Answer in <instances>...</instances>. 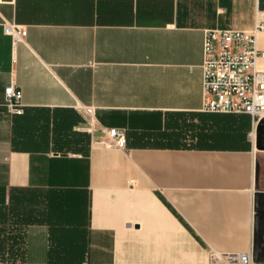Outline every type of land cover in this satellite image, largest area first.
Here are the masks:
<instances>
[{
  "label": "crops",
  "instance_id": "crops-1",
  "mask_svg": "<svg viewBox=\"0 0 264 264\" xmlns=\"http://www.w3.org/2000/svg\"><path fill=\"white\" fill-rule=\"evenodd\" d=\"M257 11L264 0H0V207L27 220L21 263L49 264L65 233L82 264H264V118L201 110L204 30L250 29ZM13 227L0 219V245Z\"/></svg>",
  "mask_w": 264,
  "mask_h": 264
},
{
  "label": "built area",
  "instance_id": "built-area-1",
  "mask_svg": "<svg viewBox=\"0 0 264 264\" xmlns=\"http://www.w3.org/2000/svg\"><path fill=\"white\" fill-rule=\"evenodd\" d=\"M3 31L13 40L21 39L25 30L4 23ZM264 31V15L257 11L250 29H205L202 39V103L206 112L245 113L253 124L264 118V49L258 47L259 32ZM9 108L21 112V89L14 83L4 87ZM111 144L124 147L123 131L109 128ZM226 264H251L250 253L228 254Z\"/></svg>",
  "mask_w": 264,
  "mask_h": 264
},
{
  "label": "trees",
  "instance_id": "trees-1",
  "mask_svg": "<svg viewBox=\"0 0 264 264\" xmlns=\"http://www.w3.org/2000/svg\"><path fill=\"white\" fill-rule=\"evenodd\" d=\"M8 217L9 219L11 217L16 227L14 226L13 229H10V234L6 237V239L9 241L5 243V245H0V258L5 260L11 259V264H15L16 261L23 262L25 255L24 224L27 223V220L25 219L24 214L21 212H16L14 214L10 213L8 216L7 206L1 204L0 219L6 220ZM60 235L61 236L59 239L62 237L65 239V233H60ZM59 239H57L55 246H51L48 249L49 264H82L85 254V247L60 246V243L65 240Z\"/></svg>",
  "mask_w": 264,
  "mask_h": 264
},
{
  "label": "rangeland",
  "instance_id": "rangeland-1",
  "mask_svg": "<svg viewBox=\"0 0 264 264\" xmlns=\"http://www.w3.org/2000/svg\"><path fill=\"white\" fill-rule=\"evenodd\" d=\"M261 121H263V119H261ZM260 122V121H259ZM253 123V122H252ZM256 129H258V130H256V136H257V132H258V136H261L262 138H264V131H263V129H262V127H259V128H256ZM249 133H250V135H251V129H250V131H249ZM248 133V134H249ZM191 134V133H190ZM190 134L189 133H187V135H189L188 137L187 136H185V141L183 142L184 144H185V146H190V145H192V141L190 140ZM251 137V136H250ZM188 143V144H187ZM10 222L11 223H13V225L16 227V225H15V223H14V221L11 219V217H10ZM10 226H12L11 224H10ZM25 247V246H24ZM223 264H226V262H227V259L226 258H223ZM11 262H12V260L11 259H7V260H5V259H2V258H0V264H11ZM15 264H23V263H21L20 261H16L15 262Z\"/></svg>",
  "mask_w": 264,
  "mask_h": 264
},
{
  "label": "bare ground",
  "instance_id": "bare-ground-1",
  "mask_svg": "<svg viewBox=\"0 0 264 264\" xmlns=\"http://www.w3.org/2000/svg\"><path fill=\"white\" fill-rule=\"evenodd\" d=\"M254 136H255V135H254V132H253V133H251V137H252V138H254Z\"/></svg>",
  "mask_w": 264,
  "mask_h": 264
}]
</instances>
